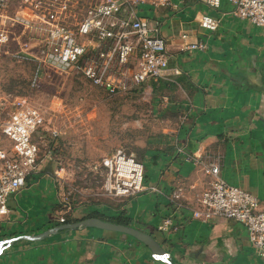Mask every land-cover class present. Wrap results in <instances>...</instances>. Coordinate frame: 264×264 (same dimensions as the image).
<instances>
[{
    "label": "crops",
    "instance_id": "1",
    "mask_svg": "<svg viewBox=\"0 0 264 264\" xmlns=\"http://www.w3.org/2000/svg\"><path fill=\"white\" fill-rule=\"evenodd\" d=\"M171 2L168 6H150L153 9L141 15L136 11L138 17L162 23L172 55L170 63L182 71L173 79L180 87L168 92L172 101L158 110L169 122L167 132L148 149L156 163L161 161L157 181L151 187L145 185L146 190L134 202L116 199L82 211L84 216L98 211L91 217L151 235L169 259L155 258V254L164 253L151 250L136 236L120 230L81 226L38 238L42 231L66 224L59 221L65 209H59L62 201L56 178L51 170L44 169L34 176L38 181L52 179L56 188L60 205L50 215L53 223L43 230L44 224L28 225L0 235V243L13 239L0 254V264H264V258L254 253L242 223L221 218L204 222L193 217L209 178L201 166L179 152L184 147L203 161L218 158L227 182L264 199V26L234 16L229 0H221L217 9L205 7L203 0ZM203 14L219 19L215 31L200 25ZM195 42H205L208 48L184 49ZM33 185L41 184L29 178L19 191ZM38 196L23 208L9 207L3 221L25 222L43 211L48 218V201ZM76 211L67 216L69 223L82 221L84 216L76 215ZM165 219L171 220L167 231L159 229Z\"/></svg>",
    "mask_w": 264,
    "mask_h": 264
},
{
    "label": "built area",
    "instance_id": "2",
    "mask_svg": "<svg viewBox=\"0 0 264 264\" xmlns=\"http://www.w3.org/2000/svg\"><path fill=\"white\" fill-rule=\"evenodd\" d=\"M172 0H0V55L16 43L29 47L34 43L28 32H38L37 57L45 65L76 71L109 95H123L142 85L172 81L181 74L172 66L168 41L162 23L138 17L139 3L153 7L168 6ZM204 6L217 9L221 0H203ZM230 12L258 26H264V0H229ZM21 8L28 11L27 20L19 17ZM219 19L203 14L199 23L215 31ZM187 35H183L186 37ZM205 42L184 46L187 50H206ZM45 123L43 112L26 99L9 102L0 99V131L9 146H0V221L9 212L11 194L24 187L30 176L42 172L47 154L42 155L39 130ZM56 133V132H55ZM179 152L201 166L209 178L208 188L201 192L193 217L204 222L216 219L242 223L248 230L256 255L264 258V200L252 192L229 184L221 174L218 158L203 161L202 157ZM105 189L116 198H130L146 190L145 167L142 161L117 149L102 158ZM58 172L56 180L59 181ZM155 189V188H153ZM178 198L179 196L176 195ZM67 210L70 205L64 201ZM65 222V216H60ZM171 220L165 219L159 229L167 231ZM11 239L0 243V254L10 246ZM168 260V253L154 255Z\"/></svg>",
    "mask_w": 264,
    "mask_h": 264
},
{
    "label": "rangeland",
    "instance_id": "3",
    "mask_svg": "<svg viewBox=\"0 0 264 264\" xmlns=\"http://www.w3.org/2000/svg\"><path fill=\"white\" fill-rule=\"evenodd\" d=\"M150 6L139 3L135 9L141 15L149 12V8L153 9ZM19 14L29 18L27 10L20 9ZM29 37L31 41L36 40L29 47L12 43L0 55V99L9 102L26 99L43 112L45 123L39 130L38 139L43 137L40 139L41 154L49 157L42 168L51 170L54 178H57L58 172L60 174L56 184L62 201L59 209H65L61 216H73L75 209L76 215H83L85 210L111 204L116 199L134 202L136 196L116 198L107 192L100 163L104 156L123 149L143 161L144 184L148 187L155 184L156 170L161 161L156 163L154 153L148 149L156 146L157 137L165 136L164 132H167L165 129L169 122L165 121L162 113L158 114V110L162 111L164 104L172 101L173 95L168 92H174L180 84L174 80L153 86L144 84L132 92L111 96L76 71L45 65L35 57L41 48L36 44L38 32H28L25 38ZM5 138L0 131V146L8 147ZM29 178L41 185L23 188L16 196L11 194L8 208H23L27 206V201L36 200V195H39V199L48 201V218L44 217L43 211L40 216L27 217L25 222H29L24 226L22 219L2 220L1 236L16 227L25 229L28 225L44 224L43 230L53 223L50 215L60 203L52 179L41 178L38 181L34 175ZM64 201L70 205L71 211L67 210Z\"/></svg>",
    "mask_w": 264,
    "mask_h": 264
},
{
    "label": "water",
    "instance_id": "4",
    "mask_svg": "<svg viewBox=\"0 0 264 264\" xmlns=\"http://www.w3.org/2000/svg\"><path fill=\"white\" fill-rule=\"evenodd\" d=\"M81 226H86V227L95 226V227L105 228V229L120 230V231L136 236L139 240H141L144 244H146L151 250L161 251V253H164V249L151 235L146 234L137 228L126 226V225H120V224H116L112 222H107L97 217L87 218L80 222L66 223V224L59 225L55 228H51L47 230L46 232L38 236V238L47 237L51 234L57 233L60 230L76 229Z\"/></svg>",
    "mask_w": 264,
    "mask_h": 264
},
{
    "label": "trees",
    "instance_id": "5",
    "mask_svg": "<svg viewBox=\"0 0 264 264\" xmlns=\"http://www.w3.org/2000/svg\"><path fill=\"white\" fill-rule=\"evenodd\" d=\"M98 211H94V212H90V213H88V214H85V216L84 217H82V218H80V220H83V219H86V218H88V217H91V216H95V215H98ZM75 220H78V219H75ZM70 222V218L69 217H65V222L64 223H69Z\"/></svg>",
    "mask_w": 264,
    "mask_h": 264
},
{
    "label": "bare ground",
    "instance_id": "6",
    "mask_svg": "<svg viewBox=\"0 0 264 264\" xmlns=\"http://www.w3.org/2000/svg\"><path fill=\"white\" fill-rule=\"evenodd\" d=\"M21 9L26 10L25 8H21ZM19 17H20L21 19L27 20L26 18L22 17L20 14H19Z\"/></svg>",
    "mask_w": 264,
    "mask_h": 264
}]
</instances>
